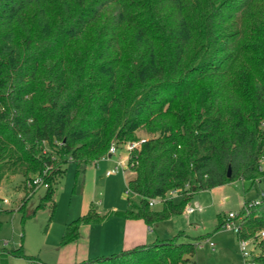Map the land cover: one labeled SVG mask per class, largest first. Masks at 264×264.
I'll return each instance as SVG.
<instances>
[{"label": "trees", "instance_id": "trees-1", "mask_svg": "<svg viewBox=\"0 0 264 264\" xmlns=\"http://www.w3.org/2000/svg\"><path fill=\"white\" fill-rule=\"evenodd\" d=\"M139 130L150 137L127 180L139 202L107 214L90 205L61 245L111 216L151 226L200 191L264 174V0H0V185L22 178L23 221L46 207L53 216L69 163L82 192L88 167ZM36 176L48 187L26 215ZM155 198H167L161 210ZM238 214V240L258 241L249 264H264V204ZM179 236L77 264H192L203 237ZM11 257L44 264L0 249V264Z\"/></svg>", "mask_w": 264, "mask_h": 264}, {"label": "rangeland", "instance_id": "rangeland-1", "mask_svg": "<svg viewBox=\"0 0 264 264\" xmlns=\"http://www.w3.org/2000/svg\"><path fill=\"white\" fill-rule=\"evenodd\" d=\"M137 136L138 138L150 137L144 130H139ZM116 158L117 156H114L108 161L101 160L88 167L82 192L74 191L75 165L69 163L66 166L65 175L56 189V208L53 216L51 215L52 210L46 207L38 210L35 216L24 221L22 220L23 213L18 211L24 197L23 190L19 188L22 178L19 176L5 177L0 185V198L8 199L9 203L3 205V209L0 211V249L16 250L22 247L28 256L37 257L42 263H47L54 260L57 254L56 248L61 244L67 224L84 215L90 205L93 204L100 214H107L128 209V197L134 203H138L139 200L132 193L130 195L126 193L128 189L125 174L119 172L110 177L105 175L106 170L115 165ZM261 171L264 173V158L261 161ZM261 191H264V174L256 181L238 180L229 183L221 192L220 190L200 191L190 201L192 206L198 203L200 209H196L190 215L184 212L172 219L155 223V233L151 235V238L153 240H169L181 234L178 238L179 242H196L197 238L203 237L196 255L191 258L192 264H246L245 258L239 250L236 233L225 227L218 228V215L226 213L224 216L227 218L230 211L240 212L242 202L256 199L257 192ZM45 192L44 186L36 190L27 202L24 211L26 215L35 211ZM223 197H227L228 201L223 202ZM173 199L177 201L179 197ZM162 208V202L152 207L153 210L157 211ZM106 221L104 222V229L103 226L99 228L102 229L104 237L108 230L106 226L110 224ZM98 233L97 231L94 237ZM121 234L122 232L118 230L113 240L119 242ZM210 242L215 246H210ZM257 242L254 240L255 246H251L254 254L259 253L256 247ZM112 244L110 242L105 245L103 240L100 247L101 252H96L97 255H92L89 259L119 253L118 244L115 250H110L108 246L112 248ZM25 263L26 260L24 259L12 257L9 259V264Z\"/></svg>", "mask_w": 264, "mask_h": 264}, {"label": "crops", "instance_id": "crops-1", "mask_svg": "<svg viewBox=\"0 0 264 264\" xmlns=\"http://www.w3.org/2000/svg\"><path fill=\"white\" fill-rule=\"evenodd\" d=\"M111 168H108L107 170ZM107 177H110V176H107ZM224 187L225 185L211 189V192L218 191V190H220L221 192L223 191ZM258 194L259 192H257L256 196H258ZM222 200L223 202H225V201H228V198L223 197ZM244 203L245 202H242L241 208L243 207ZM230 212H236V211H230ZM105 221L99 224L82 226L80 230L79 239L67 245H61V244L58 245V247L56 248L57 254L54 257V260H50V262L48 261L47 263H44V264L81 263L85 260H88L92 255H97L98 252L99 253L101 252L100 247L102 246L103 240H104L105 245L110 242L113 243L112 248L108 246L110 250L111 249L115 250L118 244V248L120 247L119 252H121L122 250L132 249L137 246L148 245V244L153 243L156 240V239L153 240L151 238V235L155 233L154 224L151 225L153 230L150 231L148 229L149 225H147L143 220H127L119 216H111L110 218L107 219L106 222H109L110 224L109 226L108 225L106 226L108 230H107V235H105L104 237V234H102V229H99V228H102L103 226V229H104ZM96 230L99 233L97 236L94 237V235L97 233ZM118 230L119 232H122L120 236L121 239L119 240V242H115V240H113V237L115 233L118 232ZM93 237H94V242H93ZM107 248H105L106 251H107ZM92 251H94V254H92Z\"/></svg>", "mask_w": 264, "mask_h": 264}, {"label": "built area", "instance_id": "built-area-1", "mask_svg": "<svg viewBox=\"0 0 264 264\" xmlns=\"http://www.w3.org/2000/svg\"><path fill=\"white\" fill-rule=\"evenodd\" d=\"M146 138H139L137 141L123 144V145H117L113 143L108 151V153L101 159L102 161L104 160H109L112 159L114 156H117L115 160V165L106 171V176H112L116 175L119 172L125 174L127 176V180L133 175V171L131 169V157L132 153L135 149L139 148L141 144L145 141ZM100 160V161H101ZM32 185H34L37 189L39 187L44 186L45 188L48 187V185L44 182L43 178L41 176H36L32 179ZM127 194H131V191L128 189ZM180 196L179 191H174L168 195L169 198H174ZM167 198H155L150 200V206L153 207L159 202H164L165 199ZM9 200L8 199H1L0 200V211L3 209V205L8 204ZM264 204V191L259 192L258 196L256 199L252 201H248L247 203H244L243 207L246 212H248L249 208L254 207V206H259ZM196 209H200V206L198 203L195 204V206L192 205H187L185 209V213L187 215H190L196 211ZM240 220L241 217H239L238 212H230L228 214V217L223 225V227L234 231L236 234L240 230ZM148 229L152 231V227L149 226ZM259 238H264V231H261L258 233ZM239 250L243 257L245 258L246 264H249V260L252 257L253 250L251 249V246H255L254 240H245V239H239ZM210 246L214 247L215 245L210 242Z\"/></svg>", "mask_w": 264, "mask_h": 264}, {"label": "water", "instance_id": "water-1", "mask_svg": "<svg viewBox=\"0 0 264 264\" xmlns=\"http://www.w3.org/2000/svg\"><path fill=\"white\" fill-rule=\"evenodd\" d=\"M231 175V169L229 168V171H228V176H230Z\"/></svg>", "mask_w": 264, "mask_h": 264}]
</instances>
